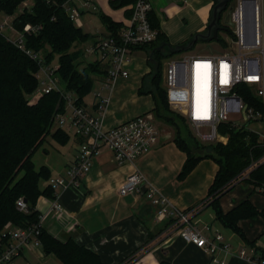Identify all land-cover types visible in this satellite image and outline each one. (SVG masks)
I'll return each mask as SVG.
<instances>
[{"label": "crops", "instance_id": "obj_1", "mask_svg": "<svg viewBox=\"0 0 264 264\" xmlns=\"http://www.w3.org/2000/svg\"><path fill=\"white\" fill-rule=\"evenodd\" d=\"M86 1H89V6H85ZM150 1L162 31L173 45L189 40L197 32L205 31L215 3V0ZM33 3L34 0H24L19 9L30 7ZM73 4L80 9V27L93 35L86 42L75 43L72 48L80 51L78 62L86 66L89 63L86 62L87 55H92V61L96 59V55L88 51L90 45L109 32L102 15L125 24L131 16L127 14V10L132 6L113 7L110 0H73ZM15 16L1 13L0 21L6 17L13 20ZM6 34L14 36L10 31ZM222 36L224 37V33ZM97 62L98 71L93 73L94 88L84 97L83 103L93 114L100 115V103L94 91L104 79L106 66ZM128 68L129 76L119 78L111 89H107L108 92L105 91L109 97L103 111L105 128L141 113H152L155 106L151 94L139 93L143 76L152 69L145 49L133 51ZM157 123L158 126H165L159 128V142L134 161L119 164L112 149L103 147L94 156L91 169L78 187L54 189V194H57L63 207L61 211L53 208L52 198L40 195L36 209L43 215L42 226L61 240L73 237L78 243L96 251L109 264H159L162 260H167L170 264H264L259 259L261 250L264 249V215L239 220L247 239L218 220L216 208L210 203L211 196L208 195L219 168L218 163L209 157L202 158L185 178L179 179L178 173L188 154L178 146L175 129L160 121ZM71 139V146L54 140L58 146H52L51 150L45 149L47 156L43 165L48 166L51 176L63 174L75 159L81 138L71 135ZM50 151H54V154L51 155ZM136 170L142 172L176 206L192 211V221L206 235L216 232L223 234L234 253L218 250L213 259L204 248L187 242L170 220L158 219L156 206L146 194L122 193L121 187L126 177ZM40 184L44 188L48 182L41 180ZM246 199L260 211L264 209V193L246 182L236 183L219 197L224 212ZM241 248H256V261L240 257L237 253ZM52 257L58 260L56 264H61L54 254H47L43 248L26 247L21 255L6 264H51Z\"/></svg>", "mask_w": 264, "mask_h": 264}, {"label": "built area", "instance_id": "obj_2", "mask_svg": "<svg viewBox=\"0 0 264 264\" xmlns=\"http://www.w3.org/2000/svg\"><path fill=\"white\" fill-rule=\"evenodd\" d=\"M89 6V1L84 2ZM62 6L75 22L81 25L80 9L73 0H64ZM152 11L150 0H137L129 19L117 34L108 32L100 36L88 51L96 55L95 61L104 63L105 76L100 87L94 91L99 99L100 115L93 114L79 101L76 92L67 89L58 70L57 58L47 61L42 50H36L26 43V33L39 30L40 25L26 23L23 30L13 25L8 17L0 21V32L22 51L37 61L39 68L34 72L38 86L32 95L41 96L53 90L59 91L65 101L64 110L54 114L56 128H61L70 136L81 138L78 153L60 175L50 176L48 184L58 187H78L92 167L94 156L108 147L114 152L119 164L134 161L142 153L155 146L160 140V129L150 112L141 113L117 125L105 128L103 111L109 97L105 94L121 77L130 74L128 63L135 49L153 42L157 37L149 19ZM231 33H224L227 47L222 52L202 54L180 51L165 60L163 83L167 89L170 106L181 113L188 125L195 131V137L202 143L228 140L227 134L220 132V125H246L259 134L264 147V11L263 0H234L231 10V24L227 25ZM14 33V36L6 32ZM249 88L252 96L262 101L251 103L241 89ZM34 100V99H33ZM238 112L243 123L230 118V113ZM255 125H260L258 130ZM258 163L253 162L248 169L235 180L237 183L247 177L248 170ZM264 164V153L259 159ZM264 193V181L258 188ZM122 193L142 192L156 206V216L160 220L168 219L176 226L180 235L187 241L208 251L213 259L218 250L234 253L223 234L216 232L206 235L192 221V211L181 209L158 187L150 183L146 176L136 170L128 174L122 187ZM56 211L63 209L57 198H52ZM18 208L28 212L27 202L21 197L17 200ZM43 215L40 221L27 226L8 222L2 231L0 243V264H6L21 255L26 247L43 248L39 238ZM209 229V226H206ZM255 249L241 248L238 255L244 259L256 261ZM264 262V259H263ZM33 264V263H27Z\"/></svg>", "mask_w": 264, "mask_h": 264}, {"label": "trees", "instance_id": "obj_3", "mask_svg": "<svg viewBox=\"0 0 264 264\" xmlns=\"http://www.w3.org/2000/svg\"><path fill=\"white\" fill-rule=\"evenodd\" d=\"M24 0H0V14L16 15L13 25L23 30L26 23L40 25L38 31L26 33V43L36 50H42L46 60L51 61L56 56L60 62L58 73L65 82L67 89L79 96V101L89 94L95 85L93 73L98 71V62L92 61L85 67H79L80 51L72 50L75 43H83L93 38L70 18L62 3L64 0H34L30 7L19 10ZM137 0H110L113 7L131 5L127 14L131 15ZM109 32L117 34L123 23L114 21L107 15H102ZM152 26L157 29L156 39L138 48L149 47V61L152 66L150 73L143 76L139 87L140 94H151L155 106L151 110L156 121L165 123L175 129L176 142L186 150L187 159L178 173L179 179L185 178L202 158H212L218 165V171L209 187L208 195L211 204L216 208V218L225 226L233 229L244 239H247L239 225L242 218L264 215L246 199L231 210L224 212L220 206L219 197L236 184L235 180L253 163L258 164L248 170L247 177L239 182H246L259 188L264 181V164L259 159L264 153V147L258 133L248 129L246 125L232 126L230 123L220 125V132L228 135L226 143L211 142L202 144L190 131L186 118L172 109L168 101L167 89L163 83L165 60L175 53H170L157 46L169 42L160 27L159 20L153 11L149 14ZM225 33H231L229 26ZM215 40L225 41L218 32ZM39 68L37 61L32 59L17 45L0 32V243L2 231L8 222L14 225L27 226L40 221V212L36 209L40 195L50 198L55 196L54 189L48 184L41 188V180L51 176L47 165L36 167L33 161L35 152L45 143L48 137L61 144L71 138L70 134L61 128H54L53 117L57 111L65 108L63 95L53 90L45 93L34 101L31 95L38 86L34 72ZM105 71V70H104ZM241 89L251 103L258 101L252 96L246 85ZM193 148L203 149V152L193 153ZM27 199L29 211L18 208L19 198ZM39 238L47 254H54L61 264H109L105 263L93 249L78 243L73 237L61 240L42 226ZM255 250H257L255 248ZM264 259V249L259 257ZM159 264H170L162 260Z\"/></svg>", "mask_w": 264, "mask_h": 264}, {"label": "water", "instance_id": "obj_4", "mask_svg": "<svg viewBox=\"0 0 264 264\" xmlns=\"http://www.w3.org/2000/svg\"><path fill=\"white\" fill-rule=\"evenodd\" d=\"M230 0H215L213 5L210 19L207 25V29L205 31L195 33L189 40L173 45L170 42L163 43L157 48H164L170 53H177L180 51H186L193 47L199 40H212L215 39L223 28L226 25L231 24V10L232 5H229ZM223 22V23H222ZM165 127L164 125H159V128ZM164 137V136H163ZM193 153L203 152V149L193 148ZM27 202V199H24Z\"/></svg>", "mask_w": 264, "mask_h": 264}, {"label": "rangeland", "instance_id": "obj_5", "mask_svg": "<svg viewBox=\"0 0 264 264\" xmlns=\"http://www.w3.org/2000/svg\"><path fill=\"white\" fill-rule=\"evenodd\" d=\"M233 3H234V0L232 1V4ZM223 24L225 25V27H227V25L225 23H223ZM225 32H227L225 28H223L220 31L221 34H223ZM226 47H227V43L224 42V41L222 42V41L215 40V39L214 40H209V41L199 40L188 51L189 52H204V53L212 54V53H216V52H222ZM145 50H146L147 58H148L149 47L146 46ZM86 57H87L86 58V62H90L93 59L92 55H87ZM55 58L58 59L57 56ZM79 67L83 68L85 66H82L80 64ZM108 91L109 90H106V92H108ZM31 97H32V99H34V101L37 99V96L34 97V95H31ZM230 118H232V119H234V120H236L238 122L242 121V119H240L241 118L240 113H238V112L230 113ZM241 123H243V121ZM54 128H56V125L53 126V129ZM255 128L258 129V130L262 129L260 127V125H255ZM189 129L195 135V131L190 126H189ZM65 144H67L68 146H71L73 144V140L70 138L68 140V142L65 143ZM202 144H207V143H202ZM52 146H58V145H56V142H54V139H52L51 137H48L47 140L45 141V143L35 152V154L33 155V161L35 162V165H36L37 168H39L41 165H43L44 160H46V156L47 155L45 154V149H50L51 150ZM59 146H61V145L59 144ZM50 152H51V155L54 154V151H50ZM57 262H58V260L56 258H54V257L50 258V263L51 264H56Z\"/></svg>", "mask_w": 264, "mask_h": 264}, {"label": "flooded vegetation", "instance_id": "obj_6", "mask_svg": "<svg viewBox=\"0 0 264 264\" xmlns=\"http://www.w3.org/2000/svg\"><path fill=\"white\" fill-rule=\"evenodd\" d=\"M232 1H233V0H230V1H229V5H232Z\"/></svg>", "mask_w": 264, "mask_h": 264}]
</instances>
